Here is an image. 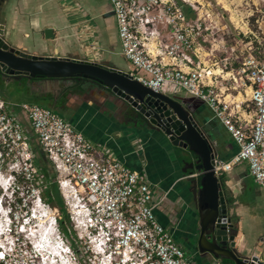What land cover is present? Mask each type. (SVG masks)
I'll return each mask as SVG.
<instances>
[{
	"label": "built area",
	"instance_id": "2783aa9c",
	"mask_svg": "<svg viewBox=\"0 0 264 264\" xmlns=\"http://www.w3.org/2000/svg\"><path fill=\"white\" fill-rule=\"evenodd\" d=\"M108 2L120 55L131 67L128 74L153 92L171 85L205 105L236 147L229 160L213 168L214 174L244 164L264 191V52L246 54L235 69L200 68L193 48L200 25L180 8L160 0ZM6 108L0 100V137L8 150L20 146L25 151V179L34 174L40 180L23 129ZM19 109L55 174L52 182L87 264H191L170 231L156 221L153 210L160 201H152L141 174L95 148L50 110L35 104ZM37 195L40 202L38 188ZM57 237L64 255L74 260L75 249Z\"/></svg>",
	"mask_w": 264,
	"mask_h": 264
},
{
	"label": "crops",
	"instance_id": "0c3cea01",
	"mask_svg": "<svg viewBox=\"0 0 264 264\" xmlns=\"http://www.w3.org/2000/svg\"><path fill=\"white\" fill-rule=\"evenodd\" d=\"M14 1L17 3L11 5L10 18H6L4 13L1 21L4 26V40L11 46L38 56L85 58L88 61L105 62L110 66L113 65L108 56L116 50L120 55L115 21L108 0H98L97 3L86 1L80 6L74 0H35V10L29 7L34 0ZM46 31L48 32L45 34ZM33 33L36 37L30 45L15 39L16 36L23 40L29 39ZM102 53H107L108 56L103 59ZM123 72H131V67L127 66ZM9 80L12 79L0 80V90ZM23 87L22 91L40 105L22 102L16 106L0 98L8 113L13 115V110L20 111L19 106L22 104H35L56 114L95 148L109 154L129 170L141 174L150 187L152 201H160L153 210L156 221L170 231L174 239L190 237L196 216L188 206V194L183 184V178L188 173L183 174L185 167L181 163L182 159L173 154L163 139L153 132L137 129L118 99L109 91H103L85 81L69 79L33 83L26 80ZM159 92L165 95L175 94L187 104L195 119L204 121L209 139L216 143L215 151L220 162H226L235 154L236 147L231 138L212 118L205 105L168 85H164ZM212 136L215 139L212 140ZM218 178L226 203L230 206V218L236 228L234 241L238 251L243 256L264 262L263 237L254 240V236L261 232V216L258 211L263 209L240 199L247 190L244 181L251 180L246 166L235 165ZM254 187L257 196L261 190ZM243 225L244 228L246 225L254 228L256 232L251 239V246L247 241L248 235L243 231ZM184 253L192 264H208L196 258L192 252ZM214 262L221 263L215 260L211 264Z\"/></svg>",
	"mask_w": 264,
	"mask_h": 264
},
{
	"label": "rangeland",
	"instance_id": "374dc122",
	"mask_svg": "<svg viewBox=\"0 0 264 264\" xmlns=\"http://www.w3.org/2000/svg\"><path fill=\"white\" fill-rule=\"evenodd\" d=\"M86 1L97 3L98 0H74V3L80 6ZM160 1L162 5L165 2H168V4L173 3L176 8L181 9L186 19L200 25L197 42L193 45L198 54L200 68L207 67L214 70L235 69L239 66L241 58L246 54L256 55L257 52H264V0ZM15 2L17 3V1L11 0L10 4L4 7L6 18L7 16L10 18L11 5L15 4ZM29 7H31V10H35V0L30 2ZM35 37L36 34L33 33L29 39L23 40L19 36H16L15 39H20L30 45ZM118 52L116 50L109 56L107 53H102V55L103 59L108 56L111 65L123 72L130 64L123 60L117 54ZM196 61L197 59L194 58V62ZM23 82L22 79L9 80L1 88L0 98L16 106L22 102L39 104L32 101L23 92ZM168 86L175 88L171 85ZM20 118L28 130L29 125L26 119L21 116ZM32 136L35 138L34 135ZM213 139L215 138L212 136ZM25 157V151L20 146H16L13 150L11 148L8 150V147L5 146L4 141L0 137V252H3V259H0V264H46L48 258H50V264H55L57 261L59 264H72V262L87 264L84 256L80 254L81 247L72 235L68 237V241L78 256H75L74 260L71 257L67 258L65 255L52 259L53 255L57 254H55L49 244L53 242V244H58L60 247L57 235L59 234L60 239L62 237L56 223H53L52 220V218L57 220L59 213H54L52 211L53 207L44 203L40 199V195V202H38L37 185H39L41 179L39 180L34 174H31L32 178L25 179L28 173L24 171L28 164ZM48 180H55L53 172ZM251 182L248 179L244 181V186L247 190L240 199L247 201L249 204H256L263 210L258 211L261 216V232L258 235L254 236L256 233L254 228L247 225L244 228L243 225V231L248 235L249 246L252 244L251 239L253 236L254 240L262 236L264 242V191L252 182L254 186L261 190L259 195L256 196L254 193L256 189ZM64 209L67 211L65 207ZM66 226L71 234L73 232L71 226L69 227L67 224ZM40 229L43 231V235H46V232L50 229L54 234L53 240H46L48 246L44 243L47 246L45 250L51 254H48L49 256L47 255L46 258H44L45 256L43 257L42 253L44 252H37L38 248L36 246H40L42 241H45L41 239ZM63 244L66 245L64 241ZM52 260L54 261L53 263H51Z\"/></svg>",
	"mask_w": 264,
	"mask_h": 264
},
{
	"label": "water",
	"instance_id": "95a60500",
	"mask_svg": "<svg viewBox=\"0 0 264 264\" xmlns=\"http://www.w3.org/2000/svg\"><path fill=\"white\" fill-rule=\"evenodd\" d=\"M8 2L0 0V78L34 79L42 83L74 79L109 91L123 104L133 126L163 139L173 154L182 159L183 174L189 170L183 184L188 206L196 216L191 235L194 256L208 264L215 260L227 264H264L243 256L235 245L236 228L230 218V206L221 181L213 172L220 162L216 143L209 139L204 121L195 119L187 104L175 94L153 92L130 74L105 62L38 56L11 46L4 40L1 23Z\"/></svg>",
	"mask_w": 264,
	"mask_h": 264
},
{
	"label": "trees",
	"instance_id": "16d2710c",
	"mask_svg": "<svg viewBox=\"0 0 264 264\" xmlns=\"http://www.w3.org/2000/svg\"><path fill=\"white\" fill-rule=\"evenodd\" d=\"M13 116H14V119L20 123L22 129L24 130L26 142L29 146V151L32 155L33 170L42 179V184L38 185L41 200L44 203H47L53 208H55L57 212L59 213V216H58L59 218L56 220V226L59 229V232L61 233L62 237L64 238L65 243L71 249H73V247L71 246V243L68 241V237L71 234L70 232L68 234L69 230H68V227L66 226L67 224L70 227L67 213L64 209L63 202L60 198V195H59V192H58V189L55 183H53L52 180L51 181L48 180L52 174L51 166L46 161L43 153L38 147L36 139L33 138L32 136L33 134H32L30 127L28 126L29 128L27 130L24 123L21 121L20 116L25 118L23 113L17 110H13ZM220 262L221 264H227V262L224 260H220Z\"/></svg>",
	"mask_w": 264,
	"mask_h": 264
},
{
	"label": "bare ground",
	"instance_id": "6f19581e",
	"mask_svg": "<svg viewBox=\"0 0 264 264\" xmlns=\"http://www.w3.org/2000/svg\"><path fill=\"white\" fill-rule=\"evenodd\" d=\"M32 218H34V216H32ZM41 219H42V218H41ZM52 227H53V226H52ZM43 228H44V227H43ZM47 228H48V226H47ZM50 228H51V227H50ZM52 229H53V228H52ZM43 230H45V229H43ZM46 230H47V229H46ZM48 232L51 233V235H49ZM52 232H53V231L50 229V230H48V231L46 232V233H47L46 235H43V231L40 229V233H41L40 235H42V238H41V239H42V240H45V241H42V243L40 242L41 245L39 246V248H38V246H36V247L38 248V249H37V252H39V251H40V252H44V253H42V254H43V257L45 256L44 258H46L48 254H50V253H47V250H45V248L48 246L46 240H48V241H49V240H50V241L53 240V235H54V234H53ZM2 234H3V233H2ZM55 237H56V236H55ZM44 243H46L47 246H45ZM49 246L53 249V251L55 252V254H57V255H53V256H54V257L52 258L53 260L56 259L57 257L60 258L61 256H64V252L60 249L61 247H59L58 244L55 245V244H53V242H52L51 244H49ZM50 255H51V254H50ZM41 256H42V255H41ZM48 256H49V255H48ZM41 260H42V258H41ZM53 260L51 261V263L54 262ZM46 261L48 262V263L46 262V264H50V258H48ZM57 262H58V261H57ZM57 262H56V263H57ZM42 263H43V262H42ZM56 263H55V264H56ZM53 264H54V263H53ZM57 264H59V263H57Z\"/></svg>",
	"mask_w": 264,
	"mask_h": 264
},
{
	"label": "flooded vegetation",
	"instance_id": "af4514ba",
	"mask_svg": "<svg viewBox=\"0 0 264 264\" xmlns=\"http://www.w3.org/2000/svg\"><path fill=\"white\" fill-rule=\"evenodd\" d=\"M6 5V4H5ZM6 79H10V78H6V77H4V78H0V80H6ZM24 82H26V79H24V78H21ZM30 82H37V80H30ZM86 82V81H85ZM186 172L188 173L189 172V170H186ZM194 229H195V227H194ZM194 229H193V231H194ZM192 231V232H193ZM191 235H192V233L190 234V237H188V238H180V240H178V238H176L175 237V239H174V237H173V240H174V242L177 244V246L178 247H180L184 252H187V253H189V252H192L191 254H193V249H192V238H191ZM194 255V254H193ZM196 257V256H195ZM197 258V257H196Z\"/></svg>",
	"mask_w": 264,
	"mask_h": 264
}]
</instances>
